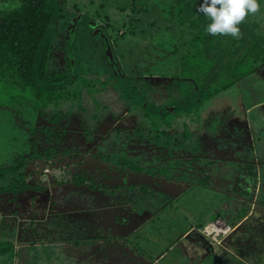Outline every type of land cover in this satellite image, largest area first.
I'll use <instances>...</instances> for the list:
<instances>
[{
    "label": "rangeland",
    "instance_id": "374dc122",
    "mask_svg": "<svg viewBox=\"0 0 264 264\" xmlns=\"http://www.w3.org/2000/svg\"><path fill=\"white\" fill-rule=\"evenodd\" d=\"M16 1L0 3V12L17 7L20 0ZM64 1L66 10L75 15L54 41L49 65L52 70H64L69 61L74 60L67 53L66 46L75 40L77 22L85 17V22L81 21L79 25L77 41L82 51L81 69L88 79L95 78L99 72L103 80L105 76L102 65L116 72L118 64L122 63L121 54L123 61L127 59L130 65L129 72L130 68L134 69L137 65L139 70L146 73L149 64L155 65L152 75H149L154 84L174 71L176 57L171 54L174 41L169 34H155L154 39L159 42L161 51L148 54L142 48L145 42L138 45L140 40L147 39L146 35L139 37V34L124 33L138 28V24L133 22L135 18L131 10H120L127 5V0ZM136 3L141 6L151 4L152 1L136 0ZM143 21L145 24L150 23L152 16L148 15ZM254 21L264 30V2ZM118 31L119 35L126 36L120 38ZM149 44L152 45L151 42ZM145 46L148 45L145 43ZM106 55L108 60L104 59ZM95 83L85 87L83 81H79L77 87L70 90V94L73 95L77 89L82 99L78 102L73 99L76 101L74 103L65 101L58 106L52 105L44 115L35 108L36 103L33 101H22L10 106L11 88L8 85L0 87V168L10 165L8 163L12 159L42 155L40 160L33 157L22 170L33 173V179L28 178V182L42 190L27 191L18 202L12 200V196L0 197V240L13 241L15 237L17 243L31 242V238L25 240L29 236L25 239L22 237L20 241L18 236H14L15 223L25 216L33 224L34 220L30 217L38 215L39 218L45 217V225L54 229L49 238L52 243H56L47 245L40 239L38 244L27 249L20 246L15 264H238L239 261L232 263L227 252L223 255L215 242L204 237L202 230L196 228L198 220L202 224L208 223L216 212L222 214L227 211L228 200L215 194L212 188L197 187L189 191L180 202L166 207L165 199L168 197L165 188L159 186V182L151 176L137 175L134 185L120 184L115 188L116 198L123 203L124 209L115 212V217L109 221L105 213L95 210L99 208V200L94 195L96 192L91 191L87 199L84 189L75 185L74 176L81 175L85 162L92 168L90 175L94 179L99 175L94 170L98 161L86 154L87 150L94 152L95 148L92 145L87 147L85 139L80 138L82 129L91 126L97 133H112L119 120L123 129H126L125 134L118 137H121L118 142H123L128 140L127 132L135 130L141 122V116L132 117L137 115L135 112L124 111L125 104L117 92L111 88L97 92L95 89L101 84L100 81ZM19 93L18 90L13 91V95ZM79 103L84 107L82 110L77 107ZM60 113L64 114L63 118L58 123H52V119ZM122 114H125V118ZM200 114V145L206 151L211 145L210 150L219 148L223 154H227L225 148L227 151L238 150L234 155L247 153L245 158L249 162L261 160L262 156L254 154L253 148L263 149L264 146V69L205 102ZM94 118L97 119L93 122ZM98 120L101 123L97 126ZM48 129L50 133H47ZM192 135L195 143L194 132ZM122 155L124 157L120 152L119 156ZM47 157L50 159L47 160ZM227 171L230 174V168ZM119 172L114 175L115 178L127 177ZM67 179H70V186H67ZM89 182L96 184L95 180ZM2 184L0 182V186ZM141 187L148 188L149 193L142 191ZM109 189L107 187L106 191ZM176 189L180 190V187ZM49 202H55V205ZM47 206L48 216L45 210ZM259 211L264 213L263 209ZM143 222L144 225L137 230ZM189 227H194L196 232L183 238ZM43 237L48 240V236ZM84 240H89V243ZM244 250V254L249 253L246 248ZM260 253L263 258L261 264H264V251Z\"/></svg>",
    "mask_w": 264,
    "mask_h": 264
},
{
    "label": "trees",
    "instance_id": "16d2710c",
    "mask_svg": "<svg viewBox=\"0 0 264 264\" xmlns=\"http://www.w3.org/2000/svg\"><path fill=\"white\" fill-rule=\"evenodd\" d=\"M9 1L14 3L16 0ZM151 1V4L138 6L136 0H127V5L120 10L130 9L135 18L133 22L138 24L137 29L124 33L139 34V37L146 35L147 39L142 37L143 40L138 42L139 46L140 42L148 45L146 47L145 43L143 44L144 53L154 54L160 50L159 42L154 39L155 34H169L174 41L171 54L176 57L175 69L157 84H154L152 76H149L155 65L149 64L146 73L139 70L137 65L134 69L130 68L129 72L130 65L127 59L124 58L123 61L122 54L120 61L122 60L123 64H118L116 72L102 65L105 78L101 80L98 72L95 78L88 79L81 69L82 51L77 41L78 28L85 17H81L77 22L75 40L66 46L67 53L74 57V60L69 61L64 70H52L49 65L54 41L75 15L66 10L64 0H20L17 7L0 12V87L8 85L11 88L10 106L22 101H33L36 103L35 108L44 115L46 109L52 105L58 106L60 102L65 101L74 103L82 99L77 89L73 95L70 94V90L75 89L79 81H83L85 87L100 81L101 85L95 89L97 92L111 88L119 94L126 106L141 109L145 123L153 131L152 135L147 136L148 140L158 144L164 142V145L170 146L174 140L172 133L175 132L179 135V145L185 149L192 147L193 153H196L198 144L197 141L193 143L192 134L194 128L202 122L200 111L205 102L229 90L240 81L256 75L257 70L264 68V30L254 21L257 12L246 16L239 25L241 30L239 39L230 35L212 36L206 31L210 21L198 11L203 0ZM148 15L152 16V21L145 24L143 19ZM86 25L90 28L88 23ZM117 34L119 35V31ZM126 34L119 36L123 39ZM104 59L108 60L109 57L106 55ZM17 90L21 94L13 95V91ZM159 95L165 97L160 98ZM77 107L79 110L84 108L80 103ZM63 116L64 114L60 113L51 122L58 123ZM95 119L97 118H94L93 122ZM91 129V126L83 129L88 140L91 139ZM47 133H50L49 129ZM260 153L264 159V149H260ZM119 155L113 156L111 162L121 169L130 168L138 172L145 170L139 160ZM33 157L40 160L42 155L35 154ZM33 157L17 158L10 165L0 168V182L3 183L0 186V197L3 195L17 197L27 191L42 190L29 183L27 172L22 171L34 159ZM48 159L50 157H47ZM154 169L145 171L151 172ZM167 170L163 169L162 173L170 176ZM254 177L257 180V174L252 179ZM250 180L245 181L249 185L248 190L256 187ZM74 181L79 185L83 182L79 176H74ZM249 212L250 207H237L231 215V225H237ZM218 217L212 216V221L208 223L217 220ZM252 218L245 232L248 233V237H256L257 241L247 245L243 240V244L251 251L260 249L263 252L264 237L262 235L259 239L257 238L259 236H254L256 233L254 229L264 219L259 215ZM208 223L200 224V229ZM230 240L231 244L237 245L238 248L242 247L235 238L225 241L228 246ZM238 248L236 252L241 254L243 249ZM16 252L13 241L0 240V264H15L18 256ZM244 259H248L247 256H244ZM238 264L246 263L242 260Z\"/></svg>",
    "mask_w": 264,
    "mask_h": 264
},
{
    "label": "flooded vegetation",
    "instance_id": "af4514ba",
    "mask_svg": "<svg viewBox=\"0 0 264 264\" xmlns=\"http://www.w3.org/2000/svg\"><path fill=\"white\" fill-rule=\"evenodd\" d=\"M9 0H0V3H7ZM103 42V40H102ZM103 45V44H102ZM98 52V51H97ZM96 52V53H97ZM264 68H261L256 71V75L259 71L263 70ZM167 94V93H166ZM160 96V95H159ZM165 95L160 96V98H163ZM125 104V103H124ZM126 112H135L137 115H130L133 118L136 116H141V122L138 127L135 128L133 131H128L127 134L128 140L125 142H118L119 139L125 134L124 132L126 129H123V126L121 125V122L118 120V126L115 128L114 132H95L91 129V139L88 140L86 138L85 130L82 129V132L80 133V138L85 139L86 146L87 144H91L94 146V152L92 150H87L88 152L86 154H89L92 156L96 161H98L100 164H109L111 166H116L117 170L122 172L126 178H115V182H119V184L124 185H134L137 175H147L151 176L154 179H156L159 182V186H163L165 188L167 193V199L166 201V207L172 206L174 203L180 202L183 198L187 197V194L190 193L189 191L197 188H212L214 190L215 194H218L220 197H223L224 199L228 200L226 209L224 213L220 214L216 212V215L219 216L217 220H221L224 225L230 226L229 233L220 238L219 242L216 243V245H221L222 248H226L229 250L231 245L228 246L227 243H225L226 240H229L230 238L234 239V236L238 234V232H245L246 226L249 224L250 220L253 219L252 217L254 215H259L264 219V213L262 211H259L261 206H264V159L261 160H251L250 162L247 161L245 158L247 153L244 154H236V151L234 149H229V151L226 150L227 154H223L221 149L216 148L218 150H210L211 145L209 146L208 150L206 151L203 147L200 145V133L198 131L199 126L194 128V134H195V140L197 141L198 148L197 152L193 153V148H182L179 145V135L175 132L172 133V136L174 137L173 142L170 146L164 145V142H161V144H158L156 142H152L148 140V135H152L153 131L150 129V127L145 123L143 113L140 108H137L135 106H126L124 105ZM127 113V114H128ZM129 116V117H130ZM122 117L125 118V114H122ZM128 117V118H129ZM127 118V119H128ZM123 119V118H122ZM101 123V121L98 120L97 126ZM120 124V125H119ZM80 126V125H79ZM80 129V128H79ZM124 130V131H123ZM100 133V134H99ZM250 133V132H249ZM121 136L119 139L118 137ZM97 137L99 139H97ZM163 141L165 140L162 138ZM113 141L111 143V141ZM97 141V143H96ZM215 142V141H212ZM212 142H209L212 144ZM119 146H118V145ZM264 149V146H263ZM254 154H258L261 156L260 153V147L253 148ZM84 151V150H83ZM224 151V152H225ZM122 154L126 155L129 159L132 160H139L140 163H144L145 165H141V167H145L144 169H152L151 172L142 171L138 172L130 168L121 169L118 165H115L111 162L113 156L116 154ZM94 153V154H93ZM215 154V155H214ZM233 154V155H231ZM221 155V156H218ZM227 155V156H226ZM88 156V155H84ZM232 159H235L234 162ZM172 165H171V164ZM85 167L81 171V175L79 177L83 182H81V185H85L86 182H89V180H95L100 181V176L96 175L95 179L94 176L90 175L92 168L89 167L88 162H85ZM156 165V167H155ZM168 169L170 176L165 175L162 173L163 169ZM227 168H230V174H227ZM95 170V169H94ZM127 171V172H126ZM93 173V172H92ZM257 174V180L254 179L253 176ZM234 176V179L232 178ZM129 178V179H128ZM252 181H251V180ZM250 180L252 184H255V188L248 190L249 188L248 184H246L245 181ZM70 179H67V185H69ZM172 183H176V186H179L177 184L182 185L180 187V190H172L169 186L173 185ZM75 184L76 181L74 182ZM214 183V184H211ZM91 183L89 182V185ZM156 186V184L154 185ZM142 191L149 193L148 188L141 187ZM161 191V190H160ZM249 191V192H247ZM134 191H132L133 193ZM159 195H161V192H158ZM222 198V199H223ZM250 204L251 206H248ZM250 207L251 212L247 216H245L237 225L232 226L231 225V215L233 214L234 210L237 209V207ZM264 210V209H263ZM163 211V209H161ZM156 212V211H155ZM221 216V217H220ZM252 216V217H251ZM154 217V216H152ZM129 219V218H128ZM215 220V221H217ZM213 221V222H215ZM145 222H143L142 225H139L137 230L140 229V226L142 227ZM136 230V231H137ZM256 234L264 237V221L261 222L256 229ZM125 240V239H123ZM228 246V247H227ZM233 250L230 251V253L226 250V252L229 254V258L232 261H240L242 262L241 254L237 253V246L234 247ZM243 249V247L238 248V250ZM242 251V252H243ZM235 256V257H234ZM237 258V259H236ZM244 262V261H243ZM231 262H229L230 264Z\"/></svg>",
    "mask_w": 264,
    "mask_h": 264
},
{
    "label": "crops",
    "instance_id": "0c3cea01",
    "mask_svg": "<svg viewBox=\"0 0 264 264\" xmlns=\"http://www.w3.org/2000/svg\"><path fill=\"white\" fill-rule=\"evenodd\" d=\"M97 139H99V138L97 137ZM96 143H97V141H96ZM90 145L91 144H87V147L90 146ZM9 162L10 163H8V164H11L13 162V159H12V161H9ZM98 163L96 162V166H94V169H96V172H99V176H100V179H101L100 181H97L96 184L91 183L90 185H89V182H86L85 185L84 184L81 185L82 183L80 185L79 184H75V185H79L81 188L84 189L85 196L87 197V199L90 198L89 193L91 191H95L96 192V193H94V195L99 200V202L97 201L99 208H95V210L96 211L99 210V212L101 211V213L102 212L105 213L107 215V218H109V221H110L111 218H114L115 217V214H114L115 212H120L121 209H124L123 208V203L119 202V200H117V198H116L117 189H115V188L120 185L119 182L118 183L115 182V180H117V179H115V176L117 175L118 170H117L116 166L114 167V166H111V165L105 164V163L99 165ZM106 173H111V174H106ZM119 173H121V172H119ZM27 174H28V178L29 179H33V177H34V174L33 173H28V171H27ZM32 184L34 185V183H32ZM171 184H173V185H171L169 187L172 190H176V188L182 187V185H180V184H177L179 186H176L175 185L176 183H172L171 182ZM67 186H70V184L67 185ZM125 186H127V185H125ZM107 187L111 188V189L107 190V191H109L111 193L110 195L106 191V188ZM49 191H50V187H49ZM24 193H26V192H24ZM24 193H22L21 195H19L17 197H12V200L18 202L21 199V197H22V195ZM99 197L101 199H99ZM49 203H51V205L52 204L55 205V202H49ZM99 204H100V206H99ZM32 206H33V208H35V205L34 204ZM45 210H46V215H47L48 214V210H49L48 206L46 207ZM30 218H32L34 220L33 224L31 223L32 222L31 219L29 220V218H27L25 216H24V218L20 219L17 223H15V233H13V234H14V236H18L19 237L18 238L19 241L22 240V237L25 239L26 236H29V237H27L25 240H27L28 238H31L32 239L31 242H21V243H17L18 240L16 241V239L14 237L13 242L15 243L16 249H19L20 250V246L23 247V248H25V249H27V248L31 247L32 245L38 244L37 242H39L40 239L44 243H47V245H49V244H56V243H52L51 242V239L49 238L50 233L53 232L54 229H51L50 227H48V226L45 225L46 224V218L45 217L44 218H42V217L39 218L38 215L37 216L33 215V217H30ZM210 218H212V216ZM22 221H23V224H21ZM109 221H108V223H109ZM34 223H35V225H34ZM201 223L202 222L200 220H198L195 223L196 224V228H199L200 229L199 225ZM107 230H112V229L111 228H108ZM194 231H195L194 227H189V229L183 234V238L189 237L191 234L194 233ZM201 234L203 235L202 231H201ZM45 235L48 236L46 238L48 240H44L45 237H43V236H45ZM238 235H239V237H238ZM254 236H259V237H257L259 239L261 238L260 235H258V234L256 235V233L254 234ZM20 237H21V239H20ZM234 238L235 239H238L239 246H242L243 248H246V250L249 252L247 254H244L245 253V250H244L241 253L242 260L247 261V263H249V264H261V263H263L262 257L260 256V254H261L260 253L261 252L260 249L259 250H256V251H251L249 247L247 249V245L248 244L249 245H252V244H254V242L257 241L256 240V237H251V236L248 237V233L247 232H238V234L236 236H234ZM243 240H245L247 242V245H244L243 244ZM84 241H85V243H89V240H84ZM100 242L102 243V241H100ZM58 244H60V243H58ZM215 245H216V243H215ZM217 246L223 251V255L225 254L226 250L229 253H230L231 250H233V245H231V247L229 248V250L226 249V248L225 249L222 248L221 245H217ZM236 246L237 245H235L234 247H236ZM244 256H247L248 259H244ZM259 256H260L261 259L259 258Z\"/></svg>",
    "mask_w": 264,
    "mask_h": 264
},
{
    "label": "clouds",
    "instance_id": "9594fccd",
    "mask_svg": "<svg viewBox=\"0 0 264 264\" xmlns=\"http://www.w3.org/2000/svg\"><path fill=\"white\" fill-rule=\"evenodd\" d=\"M261 2L264 0H203L198 11L210 21L206 27L207 33L212 36L230 35L239 39L241 36L239 25L246 16L260 10Z\"/></svg>",
    "mask_w": 264,
    "mask_h": 264
},
{
    "label": "built area",
    "instance_id": "2783aa9c",
    "mask_svg": "<svg viewBox=\"0 0 264 264\" xmlns=\"http://www.w3.org/2000/svg\"><path fill=\"white\" fill-rule=\"evenodd\" d=\"M230 231V226L224 225L221 220H217L215 222L207 224L202 233L210 238L212 241L218 243L220 238L226 236Z\"/></svg>",
    "mask_w": 264,
    "mask_h": 264
},
{
    "label": "water",
    "instance_id": "95a60500",
    "mask_svg": "<svg viewBox=\"0 0 264 264\" xmlns=\"http://www.w3.org/2000/svg\"><path fill=\"white\" fill-rule=\"evenodd\" d=\"M261 208H263V209H264V206H261Z\"/></svg>",
    "mask_w": 264,
    "mask_h": 264
}]
</instances>
